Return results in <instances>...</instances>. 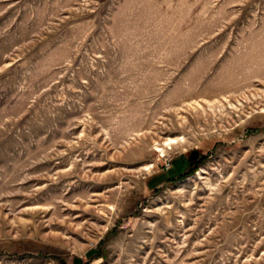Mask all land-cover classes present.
Here are the masks:
<instances>
[{
	"label": "rangeland",
	"instance_id": "rangeland-1",
	"mask_svg": "<svg viewBox=\"0 0 264 264\" xmlns=\"http://www.w3.org/2000/svg\"><path fill=\"white\" fill-rule=\"evenodd\" d=\"M0 264H264V0H0Z\"/></svg>",
	"mask_w": 264,
	"mask_h": 264
},
{
	"label": "water",
	"instance_id": "water-1",
	"mask_svg": "<svg viewBox=\"0 0 264 264\" xmlns=\"http://www.w3.org/2000/svg\"><path fill=\"white\" fill-rule=\"evenodd\" d=\"M197 156H198V151H193L192 156L190 158L191 160H194L195 158H197Z\"/></svg>",
	"mask_w": 264,
	"mask_h": 264
}]
</instances>
